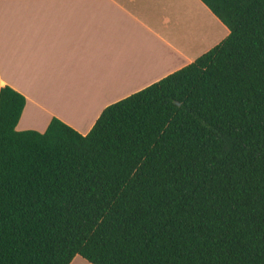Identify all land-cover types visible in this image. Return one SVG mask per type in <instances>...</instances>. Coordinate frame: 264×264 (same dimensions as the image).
Here are the masks:
<instances>
[{"label":"trees","instance_id":"trees-1","mask_svg":"<svg viewBox=\"0 0 264 264\" xmlns=\"http://www.w3.org/2000/svg\"><path fill=\"white\" fill-rule=\"evenodd\" d=\"M201 1L229 35L85 135L0 88V264H264V0Z\"/></svg>","mask_w":264,"mask_h":264},{"label":"crops","instance_id":"crops-1","mask_svg":"<svg viewBox=\"0 0 264 264\" xmlns=\"http://www.w3.org/2000/svg\"><path fill=\"white\" fill-rule=\"evenodd\" d=\"M229 32L201 0H0V88L26 98L18 130L44 132L58 118L85 135L109 104Z\"/></svg>","mask_w":264,"mask_h":264}]
</instances>
